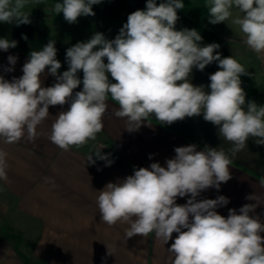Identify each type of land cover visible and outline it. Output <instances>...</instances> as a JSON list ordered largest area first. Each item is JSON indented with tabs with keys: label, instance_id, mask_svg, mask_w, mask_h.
Masks as SVG:
<instances>
[{
	"label": "clouds",
	"instance_id": "clouds-1",
	"mask_svg": "<svg viewBox=\"0 0 264 264\" xmlns=\"http://www.w3.org/2000/svg\"><path fill=\"white\" fill-rule=\"evenodd\" d=\"M28 2L0 0V23H31L30 15L22 11ZM101 2L62 0L54 11L74 24L81 16H94L92 6ZM184 7L183 0L159 4L147 0L145 10L129 14L115 39L97 32L87 42L67 48L69 67L62 74H58L62 65L56 58L55 40L31 51L22 76L7 80L0 75V138L8 144L22 139L34 142L38 126L50 115L49 107L68 104L52 123L49 140L63 151L81 147L103 130L109 98L118 105L114 115L125 119L129 133L138 131L150 117L171 125L202 115L231 143V157L224 149L207 145L202 150L196 144L175 147V156L166 159L164 166L153 162L134 169L132 175L98 191L100 219L109 226L127 223L126 239L154 233L166 245L176 233L167 248L170 264H264V222L250 215L256 205L229 209L225 217L217 209L229 203L227 197L197 199L203 191L219 190L232 178V158L247 147L249 138L264 145V106L246 100L241 76L252 73L232 56L222 58L218 43L201 46L203 38L196 29L176 30L178 10ZM233 8L241 14L232 23L243 33L244 43L258 57L264 56V0H208V22L224 23L232 17ZM16 46L15 40L0 38V50ZM8 61L14 66L17 57L9 55ZM213 62H218L219 70L209 76L210 91L194 86L193 68L203 71ZM46 68L56 78L48 87L41 81ZM81 84L82 90L74 92ZM102 148L89 155L87 162L95 165L101 160L111 166L110 154H102ZM6 158L0 149L3 181L8 179ZM184 197H188L186 203L178 204L177 198Z\"/></svg>",
	"mask_w": 264,
	"mask_h": 264
},
{
	"label": "crops",
	"instance_id": "crops-1",
	"mask_svg": "<svg viewBox=\"0 0 264 264\" xmlns=\"http://www.w3.org/2000/svg\"><path fill=\"white\" fill-rule=\"evenodd\" d=\"M58 2L62 0H29L22 11L30 15L31 23L19 26L0 23V38L17 42L15 48L0 50V75L5 79L22 76V67L30 58V52L42 50L49 40H55L56 58L62 65L58 74H62L69 67L65 59L67 48L87 42L97 32L108 40L115 39L129 14L145 10L147 0H102L92 6L94 16H81L74 24L65 21L63 13H55L54 5ZM160 2L163 0H157V4ZM178 16L176 30L196 29L203 38L201 46L218 43L217 51L222 58L232 56L252 73L241 76L246 100L264 106L263 74L250 71L248 59L235 57L230 44L214 27L198 21L184 9L178 10ZM9 55L17 57L14 66L9 64ZM8 67H13L14 71H6ZM217 70L218 62L203 71L194 67L190 81L210 91L209 76ZM78 76L82 80V71ZM41 81L48 87L56 78L46 68ZM82 87L81 84L74 92ZM68 107V104L49 107L50 115L38 126L39 135L34 142L22 139L8 144L0 138V149L7 153L8 165V179L0 180V192L14 199L23 224L18 225L16 234L9 232L8 226L0 228V264H170L167 248L177 234L173 233V240L166 245L157 240L154 233L126 239L127 223L109 226L100 219L96 202L98 191L109 182L132 175L134 169L149 167L153 162L164 166L166 159L175 156V147L196 144L197 150H202L207 145L222 148L231 157V143L220 137L217 126L205 121L202 115L171 125H161L150 117L138 131L129 133L125 130V119L114 115L118 105L109 98L104 128L96 139L63 151L49 140V135L58 113ZM101 146L102 154H110L111 166H105L106 162L101 160H96L95 165L87 162V157ZM150 154L152 159H149ZM230 172L232 178L221 184L219 190H205L197 199L227 197L229 203L217 209L225 217L229 209L238 211L245 204H254L255 211L250 215L259 216L264 222V145L249 138L247 147L232 158ZM46 178L51 179L46 182ZM249 196L255 199H247ZM187 199L177 198V203L185 204Z\"/></svg>",
	"mask_w": 264,
	"mask_h": 264
},
{
	"label": "rangeland",
	"instance_id": "rangeland-1",
	"mask_svg": "<svg viewBox=\"0 0 264 264\" xmlns=\"http://www.w3.org/2000/svg\"><path fill=\"white\" fill-rule=\"evenodd\" d=\"M183 3L185 5L184 10L188 14L200 22L211 25L217 30L218 34L230 44L235 57L248 59L250 71L255 74H257L255 71H260V74L264 76V56L258 57L255 52L247 47L244 43L243 33L237 25L232 23L233 19L241 15L237 9H232V17L230 19L224 23L213 25L208 22V0H183ZM14 203V199L11 196L0 192V228L2 226H8L10 227L8 231L16 234L18 225L22 227L23 224L22 219L16 212Z\"/></svg>",
	"mask_w": 264,
	"mask_h": 264
}]
</instances>
